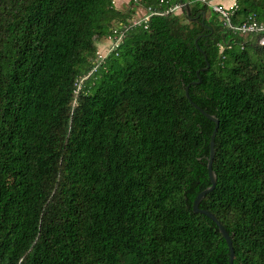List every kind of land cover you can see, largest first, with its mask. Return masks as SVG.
Segmentation results:
<instances>
[{"label": "trees", "instance_id": "16d2710c", "mask_svg": "<svg viewBox=\"0 0 264 264\" xmlns=\"http://www.w3.org/2000/svg\"><path fill=\"white\" fill-rule=\"evenodd\" d=\"M236 4L234 26L264 24V0ZM130 6L0 0V264H229L193 208L216 127L195 106L219 120L199 207L234 264H264L263 34L190 0ZM139 6L157 13L131 24Z\"/></svg>", "mask_w": 264, "mask_h": 264}, {"label": "built area", "instance_id": "2783aa9c", "mask_svg": "<svg viewBox=\"0 0 264 264\" xmlns=\"http://www.w3.org/2000/svg\"><path fill=\"white\" fill-rule=\"evenodd\" d=\"M190 3H201V4L207 5L209 8H211L212 11H214L220 15V17L223 19V21L227 27L232 28L238 32H241L242 34H248V33H252V32L262 33L263 36L261 37L260 44L264 45V24H260L259 22H257L252 17H250L246 22H244L240 26H234L232 24V22H231L232 16L234 15V13L237 9L236 0L234 1V3L230 7H225V6L215 2V0H190ZM177 10H182V6L179 4H177L175 6H171L168 10H166V12L176 13ZM154 13H157V12H155L151 7H149L144 12V14L141 18H139L136 21L132 20L131 24H137L139 22H146L149 20L150 16ZM124 36H125L124 32L119 31L117 28L112 30V34L110 36H108V38H107V41H109V43H110L109 52L107 54L116 50L121 45V43L123 42ZM98 54H99L98 61H101L107 55L106 54V55L101 56L99 52H98Z\"/></svg>", "mask_w": 264, "mask_h": 264}, {"label": "water", "instance_id": "95a60500", "mask_svg": "<svg viewBox=\"0 0 264 264\" xmlns=\"http://www.w3.org/2000/svg\"><path fill=\"white\" fill-rule=\"evenodd\" d=\"M186 95L188 96V98H190L189 86L186 87ZM195 107L198 108L202 112V114H204L208 119L212 120L215 123L216 127H215V130H214V132L212 134V138H211V153H210V157L208 159V166H207L209 178L211 181V186L206 188L205 190H203L201 193L198 194L197 198L195 199L193 208H194V211L196 213H202V214L208 216L211 220H213L218 225L219 231L222 233L224 239L226 240V242L229 246V250H230V262H229V264H234V250H233L232 240H231L229 233L222 226V224L217 220V218L215 217L214 214H212L208 210L200 209V207H199L200 203L205 198V196L214 190V188L216 186V182H217V176H216L215 171L212 168V164H213V160H214V156H215V137H216V133H217V130L219 127V120L217 119L216 116H213V115L206 113L205 111H203L198 106H195Z\"/></svg>", "mask_w": 264, "mask_h": 264}, {"label": "rangeland", "instance_id": "374dc122", "mask_svg": "<svg viewBox=\"0 0 264 264\" xmlns=\"http://www.w3.org/2000/svg\"><path fill=\"white\" fill-rule=\"evenodd\" d=\"M119 2H120V0L118 1V3ZM135 6H137V5H135ZM130 8H131L130 5H126V6H124L123 9L128 10ZM145 11H146L145 9H143L142 7L139 6L138 8H136V13L133 14L131 19L133 21L138 20L139 18H141L143 16ZM176 13L177 14H182V10H177ZM102 43H105V44H102ZM102 43H98V49H99V53H100L101 56L106 55L109 52V48H110L109 41L106 40L105 42H102Z\"/></svg>", "mask_w": 264, "mask_h": 264}, {"label": "crops", "instance_id": "0c3cea01", "mask_svg": "<svg viewBox=\"0 0 264 264\" xmlns=\"http://www.w3.org/2000/svg\"><path fill=\"white\" fill-rule=\"evenodd\" d=\"M119 0H115V5L118 9H122V10H125L123 9L124 6L126 5H130V2L131 0H120V2L118 3ZM235 0H215V2L225 6V7H230L233 3H234ZM131 7V6H130ZM144 9V7H142ZM129 10V9H128ZM127 11V10H125ZM136 13V11H135ZM134 13V14H135ZM102 44H105V43H102Z\"/></svg>", "mask_w": 264, "mask_h": 264}]
</instances>
